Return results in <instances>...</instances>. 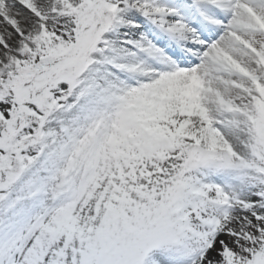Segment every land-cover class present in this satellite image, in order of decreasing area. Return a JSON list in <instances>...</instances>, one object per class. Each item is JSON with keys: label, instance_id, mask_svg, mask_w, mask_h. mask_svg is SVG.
Returning <instances> with one entry per match:
<instances>
[{"label": "snow or ice", "instance_id": "obj_1", "mask_svg": "<svg viewBox=\"0 0 264 264\" xmlns=\"http://www.w3.org/2000/svg\"><path fill=\"white\" fill-rule=\"evenodd\" d=\"M0 264H264V0H0Z\"/></svg>", "mask_w": 264, "mask_h": 264}]
</instances>
